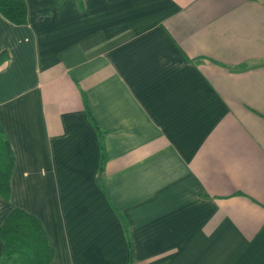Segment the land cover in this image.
Segmentation results:
<instances>
[{"label": "crops", "instance_id": "1", "mask_svg": "<svg viewBox=\"0 0 264 264\" xmlns=\"http://www.w3.org/2000/svg\"><path fill=\"white\" fill-rule=\"evenodd\" d=\"M25 2L0 228L34 217L49 264H264V0Z\"/></svg>", "mask_w": 264, "mask_h": 264}, {"label": "trees", "instance_id": "2", "mask_svg": "<svg viewBox=\"0 0 264 264\" xmlns=\"http://www.w3.org/2000/svg\"><path fill=\"white\" fill-rule=\"evenodd\" d=\"M0 15L14 26H25L27 24L25 0H0ZM5 60V56L0 57V66ZM85 112L98 136L103 164L105 133L96 124L87 104H85ZM13 166L12 151L0 127V197L3 199H8L10 194ZM99 181L101 184L102 180ZM121 220L124 225L123 219ZM0 241L3 243L0 264H49L52 259V249L40 223L21 210H13L6 218L0 228Z\"/></svg>", "mask_w": 264, "mask_h": 264}]
</instances>
